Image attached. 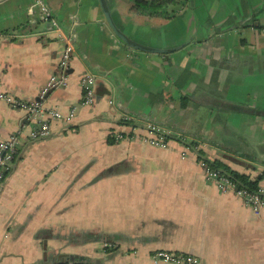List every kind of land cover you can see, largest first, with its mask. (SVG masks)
I'll use <instances>...</instances> for the list:
<instances>
[{"label":"crops","instance_id":"obj_1","mask_svg":"<svg viewBox=\"0 0 264 264\" xmlns=\"http://www.w3.org/2000/svg\"><path fill=\"white\" fill-rule=\"evenodd\" d=\"M39 1L75 48L69 86L45 105H79L85 74L96 77L98 99L38 141L26 113L0 100V142L22 135L0 190V264H164L152 260L159 250L203 264H264V211L220 192L201 164L264 174V0H190L170 6L168 19L109 0L130 38L174 49L163 54L121 41L99 0H1L2 90L29 101L64 47ZM150 124L169 137L165 147L140 139Z\"/></svg>","mask_w":264,"mask_h":264},{"label":"built area","instance_id":"obj_2","mask_svg":"<svg viewBox=\"0 0 264 264\" xmlns=\"http://www.w3.org/2000/svg\"><path fill=\"white\" fill-rule=\"evenodd\" d=\"M40 2V8L43 17L51 20L54 28L59 32V37L64 42V47L58 62L57 72L52 75L47 84L42 88L39 99L22 100L16 98L2 90L0 81V100L6 102L12 109L24 111L28 119L36 124V128L30 133L31 141L43 140L51 136L52 124L54 122L71 123L76 118L80 106H94L97 102V80L91 74H85L81 78L82 101L79 105L73 106L69 112L63 113L58 109L49 108L45 105L48 96L57 89L67 88L70 81L71 62L74 55V45L71 37L62 33L59 23L52 18L49 7L45 2ZM141 136L145 143L156 147H165L168 144L167 135L162 133L161 129L153 124L147 126ZM124 134H117L116 140L124 139ZM22 146L21 133L12 134L7 139L0 142V190L3 187L13 163L17 160ZM195 154L200 152L198 145L189 146ZM186 153L183 157H186ZM201 164L205 171L206 180L215 185L222 193H233L239 196L255 213L260 214L264 211V174L258 184L257 190L238 188V185L221 170L211 166V162L201 158ZM154 263L164 264H203L201 260L191 254L170 252L159 250L151 256ZM77 264V263H68Z\"/></svg>","mask_w":264,"mask_h":264},{"label":"trees","instance_id":"obj_3","mask_svg":"<svg viewBox=\"0 0 264 264\" xmlns=\"http://www.w3.org/2000/svg\"><path fill=\"white\" fill-rule=\"evenodd\" d=\"M189 1L190 0H134L131 11L150 17L168 19L173 14L168 9L170 6L187 4ZM183 105H187L186 100L183 102ZM123 124L129 126L133 125L131 121H123ZM108 142L110 144H114L115 140L110 138ZM187 145L194 146V144ZM211 166L215 169L221 170L224 174L229 176L238 185V188L257 190L258 184L263 178V176H259L258 178L251 180L248 176L229 169L226 165L219 161H211Z\"/></svg>","mask_w":264,"mask_h":264},{"label":"water","instance_id":"obj_4","mask_svg":"<svg viewBox=\"0 0 264 264\" xmlns=\"http://www.w3.org/2000/svg\"><path fill=\"white\" fill-rule=\"evenodd\" d=\"M1 1V0H0ZM44 2V1H43ZM100 4H101V8L104 12V15L106 17V21L109 24L110 28L112 29V31L114 32V34L121 40L123 41L126 45H128L129 47L138 50V51H143L146 53H169L172 52L174 49L171 48H165V49H160V48H154V47H150L147 45H143L140 44L139 42L133 40L132 38H130L115 22L114 17L112 15L111 12V8L109 5V0H99ZM47 5V4H46ZM48 6V5H47ZM49 7V6H48ZM50 9V8H49ZM51 12V9H50ZM42 14V12H41ZM52 18L55 19L53 17V14L51 12ZM41 19L47 22H50L51 26L54 28L51 20H46L43 15L41 16ZM56 20V19H55ZM57 21V20H56ZM58 22V21H57Z\"/></svg>","mask_w":264,"mask_h":264},{"label":"rangeland","instance_id":"obj_5","mask_svg":"<svg viewBox=\"0 0 264 264\" xmlns=\"http://www.w3.org/2000/svg\"><path fill=\"white\" fill-rule=\"evenodd\" d=\"M154 125V124H153ZM167 139H169V137H167Z\"/></svg>","mask_w":264,"mask_h":264}]
</instances>
